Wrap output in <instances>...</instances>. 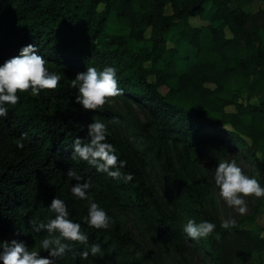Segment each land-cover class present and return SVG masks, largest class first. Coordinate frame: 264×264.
Listing matches in <instances>:
<instances>
[{"label":"trees","instance_id":"16d2710c","mask_svg":"<svg viewBox=\"0 0 264 264\" xmlns=\"http://www.w3.org/2000/svg\"><path fill=\"white\" fill-rule=\"evenodd\" d=\"M262 1L251 11L248 3L231 6L229 0H0V66L33 45L61 75L55 90L18 93V104L5 105L8 115L0 117V242H23L50 258L39 245L59 233H37L30 221L54 219L56 197L88 242L63 240L69 250L55 264H104L109 255L115 264H162V252L179 264H194L186 255L201 264H240L247 253L264 264V236L240 222L225 230L213 218L207 208L212 195L197 165L204 153L214 168L243 159L247 176L264 187ZM110 15L123 31L110 29ZM192 17L205 24H190ZM88 67L117 70L122 99L144 114L138 125L144 148L129 141L121 117L106 105L85 111L75 103L70 70ZM93 119L107 125L106 142L126 161L120 171L131 181L71 159L75 139L88 141ZM69 168L91 182L87 200L72 195ZM263 201L256 198L243 219L254 220ZM92 202L110 217L108 229L85 222ZM120 216H130L155 248L142 245ZM189 219L216 229L192 240L183 231ZM92 244L101 247L96 256Z\"/></svg>","mask_w":264,"mask_h":264},{"label":"clouds","instance_id":"9594fccd","mask_svg":"<svg viewBox=\"0 0 264 264\" xmlns=\"http://www.w3.org/2000/svg\"><path fill=\"white\" fill-rule=\"evenodd\" d=\"M37 49L28 45L21 49L20 54L6 61L0 66V117H7L8 108L5 105L15 106L20 97L18 93L30 91L32 96H38L42 90H55L61 80V75L50 71L46 65L48 61L41 55H37ZM71 87L78 90L75 103L85 111H97L113 98L123 95L117 81V70L114 67H105L97 71L95 67H88L84 73H78L71 81ZM113 123L119 121L113 119ZM108 127L99 119H93L88 125V141L82 142L76 138L73 143L71 159L77 158L94 167L97 172L106 173L112 179L123 178L127 183L133 179L129 174H122L120 169L126 166V161H121L116 154V149L106 142ZM27 134H22L18 147H24L23 140ZM67 176L76 183L71 187L73 196L80 200L88 199V191L92 187L90 181H84L75 169L69 168ZM215 185L219 189V195L230 208L238 211L240 215L248 212L246 198L264 197V187L255 179L244 174L236 161L219 162L215 169ZM55 218L46 224L30 221L33 231L39 233L42 230L48 233H59V238L42 239L40 248L49 254L50 258L41 257L40 253L16 240L0 242V262L2 264H55L56 260L63 257L69 250V246L62 243L63 240L87 244L88 236L82 232L81 225L69 219V212L65 202L59 198H53L50 205ZM85 222L95 229H108L112 223L108 214L97 203L92 202L88 207V215ZM235 226V221L225 219L220 227L228 230ZM216 229L211 222L202 221L196 223L189 219L183 231L192 240L206 238ZM101 252L98 244L91 245V255L96 256ZM82 258L87 259L88 251L81 253Z\"/></svg>","mask_w":264,"mask_h":264},{"label":"rangeland","instance_id":"374dc122","mask_svg":"<svg viewBox=\"0 0 264 264\" xmlns=\"http://www.w3.org/2000/svg\"><path fill=\"white\" fill-rule=\"evenodd\" d=\"M248 3L249 9L251 11H256L257 9L263 6L262 0H229V4L231 6H235L238 4ZM102 6H98V10H101ZM188 22L192 25H203L205 21L199 19L197 17H192L188 19ZM108 25L110 29L113 31H123L120 24H118L115 18L110 15ZM79 72L75 70H70L69 73V82L71 83L72 80L75 79L76 75ZM77 90V89H76ZM163 90V89H162ZM78 92V90H77ZM228 93V92H227ZM254 101V100H252ZM106 106L117 113L122 119L123 131L127 135L129 141L133 143L139 149L144 148L147 143L146 141L138 134V125L144 122V114L140 111L135 105L124 101L121 96L113 98V101L106 104ZM237 165L242 169L245 175H247V163L243 159L234 158ZM199 170L202 172V177L207 184V188L210 190V194L212 195V201L207 203V208L210 210L213 218L222 223L225 219H231L236 222H240L239 226L250 228L254 231L255 234L264 235V228L262 225L257 223L254 220H244V216L251 214L252 205L254 203L255 197H248L246 198V203L248 207V212L245 215H240L238 211L233 208L227 206V204L223 201V199L219 195V189L215 185L214 175L215 169L213 164L210 161V156L204 153L197 162ZM263 209H264V202H263ZM253 216V215H252ZM122 222L125 226L130 229L138 240L148 248H155L152 241L143 235V233L138 230L135 226L132 218L130 216H120ZM261 256L264 257V251L261 253ZM162 264H179L176 261V257L171 253H164L162 252ZM187 259L194 264H201L200 261L197 260L195 256H188L186 255ZM117 262L116 259L113 258L112 255L107 256L106 261L104 264H115ZM256 262L255 254L254 253H247L244 254L242 259L240 260V264H254Z\"/></svg>","mask_w":264,"mask_h":264},{"label":"crops","instance_id":"0c3cea01","mask_svg":"<svg viewBox=\"0 0 264 264\" xmlns=\"http://www.w3.org/2000/svg\"><path fill=\"white\" fill-rule=\"evenodd\" d=\"M263 202L261 203V205H260V207L258 209V212L255 215V221L257 223H259L260 225H262L263 228H264V209H263Z\"/></svg>","mask_w":264,"mask_h":264}]
</instances>
